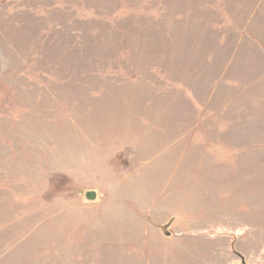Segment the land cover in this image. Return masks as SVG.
I'll use <instances>...</instances> for the list:
<instances>
[{"label": "rangeland", "instance_id": "rangeland-1", "mask_svg": "<svg viewBox=\"0 0 264 264\" xmlns=\"http://www.w3.org/2000/svg\"><path fill=\"white\" fill-rule=\"evenodd\" d=\"M0 264H264V0H0Z\"/></svg>", "mask_w": 264, "mask_h": 264}, {"label": "water", "instance_id": "water-1", "mask_svg": "<svg viewBox=\"0 0 264 264\" xmlns=\"http://www.w3.org/2000/svg\"><path fill=\"white\" fill-rule=\"evenodd\" d=\"M85 198L88 200V201H95L97 199V193L94 192V191H89L85 194ZM243 262H245L243 260Z\"/></svg>", "mask_w": 264, "mask_h": 264}, {"label": "bare ground", "instance_id": "bare-ground-1", "mask_svg": "<svg viewBox=\"0 0 264 264\" xmlns=\"http://www.w3.org/2000/svg\"><path fill=\"white\" fill-rule=\"evenodd\" d=\"M166 224V223H165Z\"/></svg>", "mask_w": 264, "mask_h": 264}]
</instances>
